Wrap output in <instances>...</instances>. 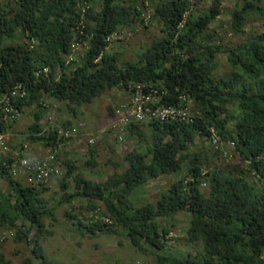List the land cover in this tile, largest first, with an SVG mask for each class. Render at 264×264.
I'll return each instance as SVG.
<instances>
[{
    "label": "trees",
    "instance_id": "16d2710c",
    "mask_svg": "<svg viewBox=\"0 0 264 264\" xmlns=\"http://www.w3.org/2000/svg\"><path fill=\"white\" fill-rule=\"evenodd\" d=\"M153 1L149 20L152 17L162 24L163 36L142 49L138 59L121 62L108 49L109 36L134 21H146L137 4L6 0L0 7V101L16 85L25 87L26 95L13 100L16 106L21 111L31 105L40 108L27 138L47 148L60 146V150L69 138L59 137V128L46 132L41 125L48 98L82 106L109 89L134 90L139 84L147 91L157 89L161 105H177L179 96L186 94L195 105L193 121H148L151 141L145 149L135 147L125 153L129 166L124 172L95 182L79 170L75 160L67 159L60 180L66 191L59 202L84 198L95 215L83 223L73 220L77 216L67 210L66 216L77 228L92 234L121 231L134 247L152 252L156 264H264V30L253 31L236 47H227L235 72L217 78L220 46L213 47L211 41L216 38L210 28L222 13L223 0H212L198 15L188 0ZM85 2L89 5L84 9ZM255 14L264 19V0H242L232 10V29L246 34L248 20ZM78 40L87 41L88 46L81 60L75 61L72 44ZM46 66L49 72L37 75ZM69 124L64 128L72 127ZM143 124L133 122L128 127L137 142L146 140ZM9 128L0 124V132L8 133L7 145ZM212 128L225 142L235 143L228 157L239 161L232 167L211 166L201 150L191 149L199 138H211ZM25 149L12 150L23 156ZM5 152L0 153V175L9 180L10 188L0 193V235L4 227L15 229V239L27 241L41 264H61L50 259L41 244L47 232L44 218L55 213L43 194L47 185L38 187L13 177L9 163L14 157ZM215 152L223 155L220 149ZM58 153L54 163L61 167ZM91 153L87 164H96L92 149ZM167 174L181 175L156 203L135 206L136 189ZM96 200L105 204L104 209ZM181 211L190 216L189 241L201 243L202 252L184 256L167 252L172 232L168 222ZM10 263L0 241V264Z\"/></svg>",
    "mask_w": 264,
    "mask_h": 264
},
{
    "label": "rangeland",
    "instance_id": "374dc122",
    "mask_svg": "<svg viewBox=\"0 0 264 264\" xmlns=\"http://www.w3.org/2000/svg\"><path fill=\"white\" fill-rule=\"evenodd\" d=\"M5 2L6 0H0V7H4ZM127 2V4H137L142 13L151 12L153 15L155 5L153 0H127ZM91 3L94 6H99L100 0H91ZM211 3L212 0H200L192 6L194 14H202ZM241 4L242 0H223L222 13L210 28L216 38L215 41H211L213 47L216 44L220 46L216 57L215 75L217 78H228L235 72L228 59L227 47H236L245 41L253 31L264 30V19L259 18L257 14L250 16L246 34H238L232 29V10L240 7ZM119 30L120 33L118 32L110 38L108 49L117 53L121 62L138 59V53L142 49L148 47L152 40L163 36L162 24L152 17L148 22L145 19H140ZM87 44V41L83 42V45L73 52L75 61L81 60ZM141 86L144 85L141 84ZM131 94H133L132 89L113 88L99 94L93 102L82 106H69L66 102H58L49 98L44 102L47 110L42 112L41 125L46 132L55 127L60 130L64 128L63 125L66 122L78 129L77 134L67 139L59 150L58 162L62 167L61 173L58 175L59 177L55 176L50 180L47 190L43 193L48 200V205L55 206V213L54 216L44 218L47 232L42 235L41 244L45 247L49 258L54 261L61 264H156L152 252L142 251L134 247L121 231L105 230L92 234L84 228H77L72 223V219L66 216L67 210L77 216L73 220L77 221L78 218L83 223L89 222L95 215V212L87 209V200L84 198H76L70 202H59L66 191L60 187V180L66 173L65 161L67 159L75 160L79 170L87 178L101 182L108 179L110 175L122 173L128 168L129 163L124 157L126 152L135 149V147L145 149L149 144L152 130L147 122L143 124L146 140L142 139L137 142L135 136L130 135L129 132L124 135V140L117 138V132L114 128L118 121L115 109L121 101L129 99ZM189 100L192 110L195 112L194 102ZM39 109L36 105L26 106L22 110L21 116L16 121L9 123L10 139L7 148V152L11 154H8L9 156L18 155L13 154V150L18 152L22 146H27L23 156L30 159L42 158L47 155V147L43 142H33L27 138L28 128L34 122V113ZM98 131H102L100 137L95 142L90 143L89 139ZM91 149L94 151L93 161L96 164H87V161L92 157ZM191 149L201 150L204 154L203 158H206L211 166L232 167L239 161L236 157H224L220 153L217 154L215 152L217 147L211 138H199ZM230 150L233 152L232 149ZM180 175H161L139 186L132 196L135 206L148 202L156 203L161 193L166 191L171 182L178 179ZM16 178L26 182L24 174ZM204 185L203 188L207 190V185ZM9 188V180L0 175V193L8 191ZM94 202L104 209L105 204L102 201L96 200ZM81 205H83L82 208ZM99 216L101 217V215ZM189 221L190 216L184 211L179 212L174 219L169 220L168 226L171 227L172 232L167 241L166 250L168 253L184 256L193 251H203L204 247L201 243L189 241L187 234ZM9 229V227H4L3 231ZM3 251L11 261L10 264H28L29 260L33 264H41L33 256L31 245L27 241H17L15 236L7 237L3 241Z\"/></svg>",
    "mask_w": 264,
    "mask_h": 264
},
{
    "label": "built area",
    "instance_id": "2783aa9c",
    "mask_svg": "<svg viewBox=\"0 0 264 264\" xmlns=\"http://www.w3.org/2000/svg\"><path fill=\"white\" fill-rule=\"evenodd\" d=\"M192 4H196L200 0H188ZM85 7H88V2H85ZM148 4V3H147ZM146 4V6H147ZM146 20H149L150 13H145ZM110 35L109 40L112 36ZM83 45V41H74L72 47L75 50ZM49 67L46 66L43 69L37 70V75L42 73H48ZM132 96L126 101H121L116 109L115 114L117 115L118 121L115 123L114 128L117 132V138L119 140H124V135L128 131V127L133 122H148L155 119L159 120H179L192 122L195 115L197 114L192 110L190 104V98L186 94H181L179 96L180 101L177 105H161L158 104L157 90L152 88L149 91L145 89L141 84L135 86L132 90ZM27 93L25 87L21 84L16 85L10 93L6 94L0 101V124H9L11 121H16L20 116L22 111L16 106L13 101L14 98L23 97ZM78 129L76 127L61 128L59 130V137L71 138L76 135ZM102 131H98L92 138L89 139L90 143L95 142L101 135ZM7 134L0 132V153H6L8 149L7 145ZM211 140L216 145L217 149L223 152V155L229 156V149L235 146L234 142H225V140L217 134L214 128L211 129ZM60 139V138H59ZM64 142L61 144L63 145ZM60 146H51L47 148V156L45 158L30 159L27 156L16 155L14 159L9 163V169L13 177H19L24 174L26 182L34 186L48 185L50 180L61 173V168L54 163L56 159L57 152ZM15 229H9L7 231H2L0 235V241H4L7 237H12L15 235Z\"/></svg>",
    "mask_w": 264,
    "mask_h": 264
}]
</instances>
